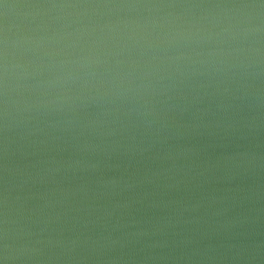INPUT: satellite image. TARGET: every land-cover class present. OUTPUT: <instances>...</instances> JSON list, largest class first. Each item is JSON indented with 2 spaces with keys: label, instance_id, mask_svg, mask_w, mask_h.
Segmentation results:
<instances>
[{
  "label": "water",
  "instance_id": "1",
  "mask_svg": "<svg viewBox=\"0 0 264 264\" xmlns=\"http://www.w3.org/2000/svg\"><path fill=\"white\" fill-rule=\"evenodd\" d=\"M152 0H0V264H88Z\"/></svg>",
  "mask_w": 264,
  "mask_h": 264
}]
</instances>
